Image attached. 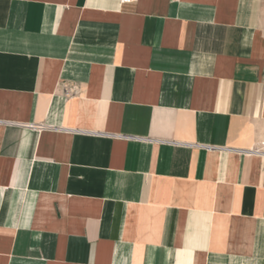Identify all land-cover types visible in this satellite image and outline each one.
Here are the masks:
<instances>
[{
	"label": "crops",
	"instance_id": "0c3cea01",
	"mask_svg": "<svg viewBox=\"0 0 264 264\" xmlns=\"http://www.w3.org/2000/svg\"><path fill=\"white\" fill-rule=\"evenodd\" d=\"M0 264H264V0H0Z\"/></svg>",
	"mask_w": 264,
	"mask_h": 264
},
{
	"label": "built area",
	"instance_id": "2783aa9c",
	"mask_svg": "<svg viewBox=\"0 0 264 264\" xmlns=\"http://www.w3.org/2000/svg\"><path fill=\"white\" fill-rule=\"evenodd\" d=\"M122 1L131 2L133 0H122ZM61 92L65 97H72L78 93V88L74 83L65 81L61 85Z\"/></svg>",
	"mask_w": 264,
	"mask_h": 264
}]
</instances>
